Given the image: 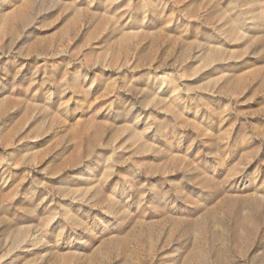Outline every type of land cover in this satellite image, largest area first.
<instances>
[{
	"label": "rangeland",
	"instance_id": "1",
	"mask_svg": "<svg viewBox=\"0 0 264 264\" xmlns=\"http://www.w3.org/2000/svg\"><path fill=\"white\" fill-rule=\"evenodd\" d=\"M0 264H264V0H0Z\"/></svg>",
	"mask_w": 264,
	"mask_h": 264
}]
</instances>
